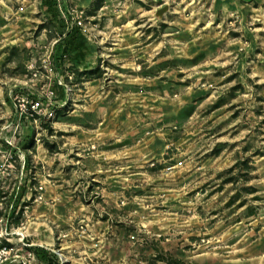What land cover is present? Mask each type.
<instances>
[{
	"label": "rangeland",
	"instance_id": "374dc122",
	"mask_svg": "<svg viewBox=\"0 0 264 264\" xmlns=\"http://www.w3.org/2000/svg\"><path fill=\"white\" fill-rule=\"evenodd\" d=\"M59 2L99 76L50 70L43 0H0L12 264H264V0ZM49 88L56 115L21 118L15 95Z\"/></svg>",
	"mask_w": 264,
	"mask_h": 264
},
{
	"label": "trees",
	"instance_id": "16d2710c",
	"mask_svg": "<svg viewBox=\"0 0 264 264\" xmlns=\"http://www.w3.org/2000/svg\"><path fill=\"white\" fill-rule=\"evenodd\" d=\"M45 5L48 8V11L53 12L51 13L50 21L53 24V27L56 31H59L61 36H64L65 38H62V52L59 55V57H52V65L54 70L59 71L63 68L65 64L66 57H70L74 61V64L77 66L79 64H85L86 63V70L85 73L88 74V76L91 78L97 74L99 76V73L101 72L100 67L92 68L89 63L87 62V56H88V49H90V42L87 40L82 39V31L81 27L77 25V23L72 22L73 19H70L71 17H59L58 13H55L58 11V8H62V4L59 2V0H43ZM67 24H70L67 26ZM56 68V69H55ZM56 70V73H57ZM57 73V74H58ZM64 91L66 92L67 89L64 86ZM32 95V94H31ZM35 97L34 95H32ZM38 97V96H37ZM34 252L37 254L38 257L42 258L46 263H52L53 260L49 259L50 252L42 247H33ZM52 255V254H51ZM168 262V264H181V261L174 259L173 256L169 258H165ZM57 264H60L59 261Z\"/></svg>",
	"mask_w": 264,
	"mask_h": 264
},
{
	"label": "built area",
	"instance_id": "2783aa9c",
	"mask_svg": "<svg viewBox=\"0 0 264 264\" xmlns=\"http://www.w3.org/2000/svg\"><path fill=\"white\" fill-rule=\"evenodd\" d=\"M51 57V56H50ZM49 68L52 72H55L52 65V60L49 59ZM46 95H39L38 97H33L30 93H18L15 95V106L19 116L22 118L37 121L38 119L52 118L56 115L55 113V102H54V91L48 89ZM3 220V218H1ZM11 231L1 230L0 240L7 239L8 235H11ZM30 246V245H28ZM14 247L9 244H3L0 246V264H12L16 259H13ZM32 253V252H31Z\"/></svg>",
	"mask_w": 264,
	"mask_h": 264
},
{
	"label": "water",
	"instance_id": "95a60500",
	"mask_svg": "<svg viewBox=\"0 0 264 264\" xmlns=\"http://www.w3.org/2000/svg\"><path fill=\"white\" fill-rule=\"evenodd\" d=\"M167 9H168V6L162 7V8H160V9L158 10L157 14H158L159 16H161V15H163V14L167 11Z\"/></svg>",
	"mask_w": 264,
	"mask_h": 264
},
{
	"label": "crops",
	"instance_id": "0c3cea01",
	"mask_svg": "<svg viewBox=\"0 0 264 264\" xmlns=\"http://www.w3.org/2000/svg\"><path fill=\"white\" fill-rule=\"evenodd\" d=\"M90 56H91V55H89V58H90ZM87 62H88V63L90 62L89 59H87ZM85 65H86V63H85V64H81V66H83V67H85ZM89 65H90L92 68H94V65H92L91 62L89 63Z\"/></svg>",
	"mask_w": 264,
	"mask_h": 264
}]
</instances>
